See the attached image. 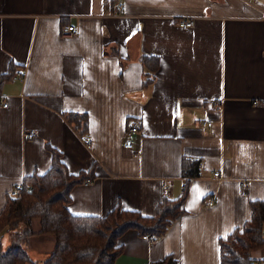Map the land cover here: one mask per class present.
<instances>
[{"label":"crops","instance_id":"obj_1","mask_svg":"<svg viewBox=\"0 0 264 264\" xmlns=\"http://www.w3.org/2000/svg\"><path fill=\"white\" fill-rule=\"evenodd\" d=\"M113 8L0 0V75L14 67L0 88V210L25 176L48 170L55 147L71 172H94L71 190L74 214L116 206L153 214L186 187L166 233L150 241L128 229L114 264L170 253L180 264H220V238L264 197V0H116ZM189 17L192 26L178 23ZM64 24L77 26L73 37L61 34ZM144 56H152L146 65ZM70 111L86 115L90 143ZM131 120L140 130L128 148ZM184 157L200 161L199 176L182 174ZM34 220L27 248L48 255L54 237ZM250 254L264 264V246Z\"/></svg>","mask_w":264,"mask_h":264},{"label":"trees","instance_id":"obj_2","mask_svg":"<svg viewBox=\"0 0 264 264\" xmlns=\"http://www.w3.org/2000/svg\"><path fill=\"white\" fill-rule=\"evenodd\" d=\"M116 0H105L111 11ZM152 56H144L146 65ZM14 67L0 75V88L12 75ZM67 119L80 133L86 129V115L68 112ZM52 164L41 174L27 175L17 195L8 196L0 210V264H114L121 251L119 237L128 229L142 235L150 233L154 240L166 233L172 221L183 211L186 187L175 198L164 197L153 214L116 206L104 215L74 214L68 208L74 185L91 178L93 169L71 172L55 147ZM182 174L189 178L200 175V161L184 157ZM31 184V188L28 187ZM251 217L220 238V264H259L250 251L264 246V197L250 201ZM38 218V232L51 234L54 247L43 261L34 260L27 248L28 238L37 233L33 220ZM8 236V245L3 241ZM149 264H180L174 254Z\"/></svg>","mask_w":264,"mask_h":264},{"label":"built area","instance_id":"obj_3","mask_svg":"<svg viewBox=\"0 0 264 264\" xmlns=\"http://www.w3.org/2000/svg\"><path fill=\"white\" fill-rule=\"evenodd\" d=\"M124 2L120 1L118 3V10L119 12H122L124 10ZM195 20L192 17L189 18H184V19H180L178 20V23L182 26V27H189L192 26L194 24ZM77 31V26L75 24H64L62 26V30H61V34L64 37H73L76 34ZM20 76L19 75H15L14 78ZM216 104V103H215ZM4 106L8 105L7 101H4L3 103ZM207 124V123H205ZM140 130V124L139 121L137 120H131L128 124V128L126 130V138H125V142H124V146L128 147V148H132L134 147V141L132 139L133 134H136L138 131ZM26 136H35L36 135V131L34 129H30L27 130L25 132ZM81 139L83 142L86 143H90V138L86 135V134H82L81 135ZM215 176H220V171H215L214 172ZM91 178H86L85 181L88 182L90 181ZM243 185L246 184V182L242 183ZM23 187V182H19L17 183L14 188L11 190V195H17L19 193V191L21 190V188ZM28 187L31 188V184H28ZM183 189H185V186H183ZM214 203V198L213 197H207L206 198V204L212 205ZM262 237L264 238V230L262 232ZM144 238H147L150 241H154V235L150 234V233H146L142 235Z\"/></svg>","mask_w":264,"mask_h":264},{"label":"rangeland","instance_id":"obj_4","mask_svg":"<svg viewBox=\"0 0 264 264\" xmlns=\"http://www.w3.org/2000/svg\"><path fill=\"white\" fill-rule=\"evenodd\" d=\"M34 226H38L39 227V220L38 219H35L34 220ZM46 236H51V238L53 237V235H46ZM40 237H35L34 239L36 240L34 245L38 246V247H41V242L42 240L39 239ZM3 241L5 243V246L7 247L8 245V236L7 234L4 235L3 237ZM32 242V241H31ZM55 244V243H54ZM39 249V248H38ZM40 250H43V251H40L38 254H35L34 252H32L33 250H31V255H32V258L38 260L39 262L43 261V259H45L47 257V250H44V249H40ZM50 251V250H49ZM52 251V250H51ZM29 264V263H28Z\"/></svg>","mask_w":264,"mask_h":264}]
</instances>
